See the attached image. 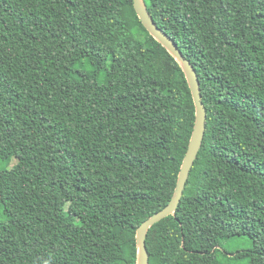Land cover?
Here are the masks:
<instances>
[{
  "label": "trees",
  "instance_id": "trees-1",
  "mask_svg": "<svg viewBox=\"0 0 264 264\" xmlns=\"http://www.w3.org/2000/svg\"><path fill=\"white\" fill-rule=\"evenodd\" d=\"M198 75L201 148L148 264H264V0H144ZM195 118L132 0H0V264H135ZM15 160V162H12Z\"/></svg>",
  "mask_w": 264,
  "mask_h": 264
},
{
  "label": "water",
  "instance_id": "water-1",
  "mask_svg": "<svg viewBox=\"0 0 264 264\" xmlns=\"http://www.w3.org/2000/svg\"><path fill=\"white\" fill-rule=\"evenodd\" d=\"M134 10L137 17L141 21L148 33L158 41L171 56L178 63L182 69L194 102L195 118L189 143L186 152L183 156L180 169L178 172L175 188L169 202L159 211L151 214L147 219L142 221L136 228L135 232V246H136V260L135 264H148L149 254L146 248V236L148 230L158 221L168 215H174L181 197L189 172L201 148L205 128H206V108L202 101L200 93V83L196 70L192 63L182 54L175 41L160 28L151 14L148 12L144 0H132Z\"/></svg>",
  "mask_w": 264,
  "mask_h": 264
},
{
  "label": "rangeland",
  "instance_id": "rangeland-1",
  "mask_svg": "<svg viewBox=\"0 0 264 264\" xmlns=\"http://www.w3.org/2000/svg\"><path fill=\"white\" fill-rule=\"evenodd\" d=\"M12 162H15V160H13ZM251 246V241L248 239L247 236L232 238L222 243V254L218 253V256L223 264H246L247 257H229H234L237 252L248 250Z\"/></svg>",
  "mask_w": 264,
  "mask_h": 264
}]
</instances>
